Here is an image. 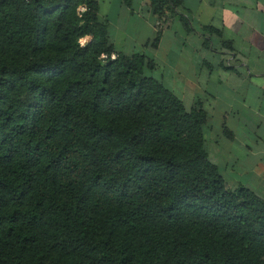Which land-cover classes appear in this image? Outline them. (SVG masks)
<instances>
[{
	"label": "trees",
	"instance_id": "1",
	"mask_svg": "<svg viewBox=\"0 0 264 264\" xmlns=\"http://www.w3.org/2000/svg\"><path fill=\"white\" fill-rule=\"evenodd\" d=\"M114 53L96 0H0V264H264V198L228 187L206 111Z\"/></svg>",
	"mask_w": 264,
	"mask_h": 264
},
{
	"label": "crops",
	"instance_id": "2",
	"mask_svg": "<svg viewBox=\"0 0 264 264\" xmlns=\"http://www.w3.org/2000/svg\"><path fill=\"white\" fill-rule=\"evenodd\" d=\"M96 2L114 54H145L156 65L151 77L185 104L186 97L200 104L206 149L230 174L228 187L244 185L264 198V0H182L162 21L148 0Z\"/></svg>",
	"mask_w": 264,
	"mask_h": 264
},
{
	"label": "rangeland",
	"instance_id": "3",
	"mask_svg": "<svg viewBox=\"0 0 264 264\" xmlns=\"http://www.w3.org/2000/svg\"><path fill=\"white\" fill-rule=\"evenodd\" d=\"M115 57H116V55H115ZM168 84H169V86L171 87L172 85H173V83H171L170 81H166ZM172 88L174 89V86H172ZM176 92H181L177 87H175V89H174ZM187 99H186V102H187V104H186V106L187 107H191V104L192 103H189V97H186ZM224 149H225V147H224ZM220 150H221V146H220ZM223 154V153H222ZM225 169L223 168V174H224V177L227 179V180H229L228 178H229V173L228 172H225L224 171Z\"/></svg>",
	"mask_w": 264,
	"mask_h": 264
},
{
	"label": "built area",
	"instance_id": "4",
	"mask_svg": "<svg viewBox=\"0 0 264 264\" xmlns=\"http://www.w3.org/2000/svg\"><path fill=\"white\" fill-rule=\"evenodd\" d=\"M161 25H162L161 22H158V26H161ZM80 44L81 45H85L86 44V39L85 38H81L80 39ZM113 58H115V55H113Z\"/></svg>",
	"mask_w": 264,
	"mask_h": 264
}]
</instances>
